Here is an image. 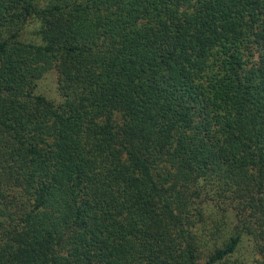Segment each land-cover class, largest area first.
Wrapping results in <instances>:
<instances>
[{"label":"trees","instance_id":"1","mask_svg":"<svg viewBox=\"0 0 264 264\" xmlns=\"http://www.w3.org/2000/svg\"><path fill=\"white\" fill-rule=\"evenodd\" d=\"M246 248L264 264V0H0V264Z\"/></svg>","mask_w":264,"mask_h":264},{"label":"rangeland","instance_id":"2","mask_svg":"<svg viewBox=\"0 0 264 264\" xmlns=\"http://www.w3.org/2000/svg\"><path fill=\"white\" fill-rule=\"evenodd\" d=\"M37 90L39 93L47 96L49 99L59 102L60 97L58 93V85H57V74L53 70L47 73L42 80L39 81ZM228 224L231 225L230 220H228ZM242 260L246 264H254L255 256L251 252L250 249H245L242 253Z\"/></svg>","mask_w":264,"mask_h":264}]
</instances>
